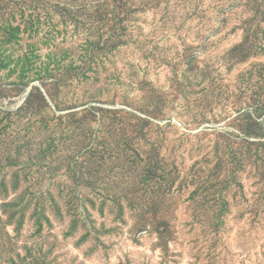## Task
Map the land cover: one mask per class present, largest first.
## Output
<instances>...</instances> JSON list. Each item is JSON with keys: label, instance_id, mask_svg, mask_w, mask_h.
I'll list each match as a JSON object with an SVG mask.
<instances>
[{"label": "rangeland", "instance_id": "1", "mask_svg": "<svg viewBox=\"0 0 264 264\" xmlns=\"http://www.w3.org/2000/svg\"><path fill=\"white\" fill-rule=\"evenodd\" d=\"M0 264H264V0H0Z\"/></svg>", "mask_w": 264, "mask_h": 264}]
</instances>
